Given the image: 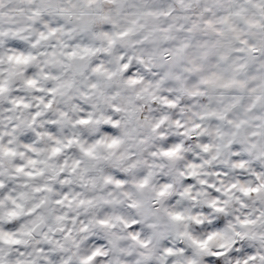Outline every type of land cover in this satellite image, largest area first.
I'll return each instance as SVG.
<instances>
[{
  "label": "clouds",
  "instance_id": "obj_1",
  "mask_svg": "<svg viewBox=\"0 0 264 264\" xmlns=\"http://www.w3.org/2000/svg\"><path fill=\"white\" fill-rule=\"evenodd\" d=\"M0 264H264V0H0Z\"/></svg>",
  "mask_w": 264,
  "mask_h": 264
}]
</instances>
